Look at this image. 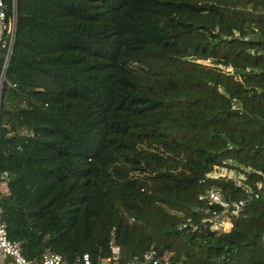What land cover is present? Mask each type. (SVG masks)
<instances>
[{"label": "trees", "instance_id": "1", "mask_svg": "<svg viewBox=\"0 0 264 264\" xmlns=\"http://www.w3.org/2000/svg\"><path fill=\"white\" fill-rule=\"evenodd\" d=\"M4 78L0 219L23 258L94 264L113 241L123 262L264 264V0H16ZM206 190L245 200L222 233Z\"/></svg>", "mask_w": 264, "mask_h": 264}, {"label": "built area", "instance_id": "2", "mask_svg": "<svg viewBox=\"0 0 264 264\" xmlns=\"http://www.w3.org/2000/svg\"><path fill=\"white\" fill-rule=\"evenodd\" d=\"M15 18H16V0H0V94L2 86L5 82V71L11 55L12 46L15 38ZM257 22H251V29L257 32L259 29ZM236 36V35H235ZM246 38H243L245 40ZM201 65L209 64L208 60L198 61ZM222 72L232 74L230 67H223ZM230 110L239 111V107L234 99L230 100ZM241 169V168H240ZM239 171L228 168H218L209 174V178H224L232 181L235 187L242 190L245 197L252 196L257 198V193H253L251 189L244 186L242 180L239 179ZM8 180L7 173L0 174V192L6 191V183ZM1 198V193H0ZM198 201L205 202L207 206H214L221 209L216 211L210 209L207 212L209 216L203 217L200 224L207 229L209 233L217 234L226 231L231 227L229 217L235 216L242 208L244 198L237 201L228 202L220 194L214 190H206L198 195ZM1 214V205H0ZM197 226L190 218L185 219L179 224L178 230H195ZM109 255L100 258L94 264H161L163 257L160 256L153 248L146 250L139 258L134 257L128 261L120 260V251L118 245L113 241L108 243ZM0 264H93L87 255L76 258L73 262L67 263L58 254L45 251L38 260H27L20 254L19 244L10 242L6 238L5 224L0 219ZM166 264V263H164Z\"/></svg>", "mask_w": 264, "mask_h": 264}, {"label": "rangeland", "instance_id": "3", "mask_svg": "<svg viewBox=\"0 0 264 264\" xmlns=\"http://www.w3.org/2000/svg\"><path fill=\"white\" fill-rule=\"evenodd\" d=\"M1 195H4L5 193H6V191H4V190H1Z\"/></svg>", "mask_w": 264, "mask_h": 264}]
</instances>
